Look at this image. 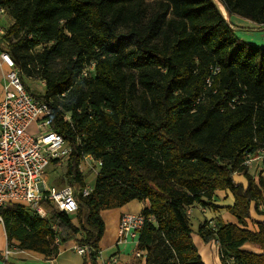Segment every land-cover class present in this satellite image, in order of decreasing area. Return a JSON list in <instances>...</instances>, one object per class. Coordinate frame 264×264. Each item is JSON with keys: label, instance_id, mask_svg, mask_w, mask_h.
Instances as JSON below:
<instances>
[{"label": "trees", "instance_id": "obj_1", "mask_svg": "<svg viewBox=\"0 0 264 264\" xmlns=\"http://www.w3.org/2000/svg\"><path fill=\"white\" fill-rule=\"evenodd\" d=\"M217 1L228 19L214 0H158L147 15L144 0H0L13 20L4 51L27 92L49 102L50 127L70 144L59 178L78 202L74 213L44 202L45 217L6 205L9 245L55 256L74 240L86 248L85 263L97 264L100 212L138 200L146 202L144 223L129 264L141 262L136 252L146 264H205L188 209L195 202L215 208L213 192L228 189L234 203L226 209L240 225L217 217L198 234L219 242L220 264H264V221L245 227L252 208L264 215V177L253 178L243 163L264 148V46L239 38L231 21L264 28V0ZM33 70L43 93L22 78ZM86 153L101 164L83 196Z\"/></svg>", "mask_w": 264, "mask_h": 264}, {"label": "built area", "instance_id": "obj_2", "mask_svg": "<svg viewBox=\"0 0 264 264\" xmlns=\"http://www.w3.org/2000/svg\"><path fill=\"white\" fill-rule=\"evenodd\" d=\"M5 13V8L0 7V14ZM0 34H4L1 28ZM0 59L10 68L0 95V223L3 224L1 209L8 204L29 207L40 217L46 216L44 202H49L58 211L74 213L78 209V202L73 188L68 184L49 186L44 178L52 161H67L71 151L70 144L61 134L51 129L49 102L37 99L27 92L21 82L20 71L14 68L13 59L7 52L1 51ZM94 66V62L86 63L82 75L91 77ZM210 83L211 79L208 78L207 84ZM253 162L264 164V148L254 155H248L243 163L251 165ZM100 164L99 159L86 153L82 156L80 167L85 165V169L94 170L93 167ZM91 190L92 187L86 184L82 195L87 196ZM143 223L141 213L121 214L118 240L121 242L131 239L136 244ZM55 243H58L57 238ZM214 243L217 252L221 254L219 242ZM74 249L79 254H84L86 250L79 244ZM10 253L8 249L5 250L6 256ZM136 256H141V253L136 252Z\"/></svg>", "mask_w": 264, "mask_h": 264}, {"label": "crops", "instance_id": "obj_3", "mask_svg": "<svg viewBox=\"0 0 264 264\" xmlns=\"http://www.w3.org/2000/svg\"><path fill=\"white\" fill-rule=\"evenodd\" d=\"M231 21L235 28H252L256 26L248 20H242L236 17H232ZM12 22V19H10V21H7L6 13L0 14L1 29V25L7 29L12 24ZM2 35L3 34H0V52L4 51V47H6V43L3 42L4 39H2ZM9 70L10 68L0 59V95L3 90V85L6 82L7 73L9 72ZM247 166L248 173L252 175L253 178L258 177L259 175H262L264 177L263 163L253 162L251 165ZM95 169L89 171L81 167V170L85 175L86 184L92 188L94 186L97 175V171ZM60 175L62 174H59L58 176L55 175V178H49V180L45 179V181L49 186H63L65 185V183L59 178ZM233 178L236 182L246 185V179L241 173H235L233 175ZM209 203L214 205L215 208L209 206H202L198 202L193 203L189 208V223L191 227V237L199 254L200 250L195 242L194 236L201 243L199 244L201 245L199 246L201 247V249H203L205 245L211 249L212 263L211 260H209L208 258H202V255L200 254L201 258L204 259L203 261L205 264H220L215 243L212 241H204L203 238L198 234L199 227L206 221H208L210 225H213L214 220L217 217L220 218L224 223L239 224V222L238 219L226 209L228 206H232L234 203V197L228 189L215 190ZM145 206L146 202L144 201L132 200L122 206L104 209L100 212L104 222V231L101 239L98 242L99 254L96 259L97 264H129L130 257L135 250L136 244L135 241H132L131 239L121 242L118 240L120 216L125 212L140 214ZM259 208L261 209L262 207L259 206ZM245 221L246 228L250 230H256V222L264 221V215L257 214L252 208L251 219H246ZM73 222L75 224L77 223L75 219L73 220ZM2 240H4V242H1ZM0 243V264H88L85 263V255L79 254L75 251L74 246L76 245V242L74 240H68L64 243L59 244L58 253L55 256H47L45 254L33 250L20 249L17 247L15 241H13L12 244L9 245L4 225L0 223ZM244 248L256 250L255 247L248 243L244 245ZM6 249L11 252L8 256L5 255ZM140 257H142V260L137 264H146L145 257ZM114 259L115 261H113Z\"/></svg>", "mask_w": 264, "mask_h": 264}, {"label": "rangeland", "instance_id": "obj_4", "mask_svg": "<svg viewBox=\"0 0 264 264\" xmlns=\"http://www.w3.org/2000/svg\"><path fill=\"white\" fill-rule=\"evenodd\" d=\"M144 4H143V8H144V14H149L152 11H154L157 8V3L158 0H144ZM222 12L224 13L223 8L221 7V5L219 4ZM225 18L228 19V16L226 15V13L224 14ZM6 19L7 21H10L11 15L6 11ZM7 25V23H6ZM2 29L4 30V32L6 31V28L4 26H2ZM235 33L237 34V36L241 39H243L244 41L256 45V46H264V28H258L257 26H254L252 28H241V27H237L235 29ZM3 42H5L3 40ZM6 43V42H5ZM7 45V44H6ZM129 73V71H127ZM133 72V71H132ZM22 78L23 80L26 82V84L30 87V89L34 92V93H43L44 91V81L40 79V73L37 72L36 70H33L31 73V76H27L25 75V73H22ZM138 93H141V88L138 86ZM138 102V101H137ZM31 132L33 133L34 130L33 128L30 129ZM57 167H55V165H50L47 167L46 169V174L44 175V178L46 180L52 179L55 175H59V174H63L65 166H66V162L63 163H57L56 164ZM85 165H83L82 167L85 169L86 167H84ZM96 171H98V167L94 166L93 167ZM92 171V170H89ZM57 184V183H56ZM195 242L200 250V254L202 255V258L206 259L208 258L209 260H211L212 263V252L211 249L206 246L203 247V249H201V244L194 236ZM1 242H4V240H2ZM1 244V243H0ZM202 250V251H201ZM202 259V260H204ZM204 262V261H203Z\"/></svg>", "mask_w": 264, "mask_h": 264}, {"label": "water", "instance_id": "obj_5", "mask_svg": "<svg viewBox=\"0 0 264 264\" xmlns=\"http://www.w3.org/2000/svg\"><path fill=\"white\" fill-rule=\"evenodd\" d=\"M214 2L217 4V6H218V8L220 9V11L222 12V10H221V8H220V6H219V2L217 1V0H214ZM226 12H222V14L224 15Z\"/></svg>", "mask_w": 264, "mask_h": 264}]
</instances>
